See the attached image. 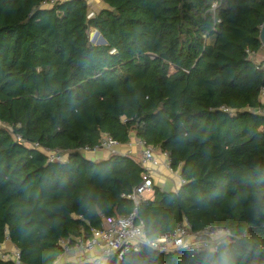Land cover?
<instances>
[{
	"label": "trees",
	"instance_id": "trees-1",
	"mask_svg": "<svg viewBox=\"0 0 264 264\" xmlns=\"http://www.w3.org/2000/svg\"><path fill=\"white\" fill-rule=\"evenodd\" d=\"M44 1L0 0V244L25 264H55L61 240L85 243L104 217L133 211L140 162L80 152L107 133L144 140L181 169L177 192L154 185L140 199L147 235L186 218L193 232L246 230L264 249V215L238 196L252 187L245 173H264V60L250 56L262 47L264 0H102L93 16L88 0ZM43 148L67 160L50 162ZM134 256L195 264L184 247L141 245Z\"/></svg>",
	"mask_w": 264,
	"mask_h": 264
},
{
	"label": "built area",
	"instance_id": "built-area-1",
	"mask_svg": "<svg viewBox=\"0 0 264 264\" xmlns=\"http://www.w3.org/2000/svg\"><path fill=\"white\" fill-rule=\"evenodd\" d=\"M65 1L66 0H45L42 5L43 7H49L55 5L56 3H62ZM216 7L217 3H214L213 9H215ZM89 15L93 16L94 12L91 11ZM92 37L93 35H91V40ZM253 54L250 55L251 58ZM222 109L224 111H232L230 108L225 106H223ZM262 113H264V109L262 110ZM18 139L20 140V137H18ZM121 145V143L111 138L107 133H104L98 146L94 148L86 147L81 149L80 152L83 154V156H85V154L87 155L90 152L104 149L109 155L120 154L129 156L131 158H136L131 149L122 150ZM139 145L142 148V156L138 158V161L145 171L142 174L141 183L134 187L132 192L127 195V197L132 199L135 204L133 211L127 215L104 217L103 226L98 229H93V236L90 239L86 240L85 243H82L83 247L86 250L97 247L101 249L100 253L111 252V259L115 258L118 263L123 260L120 259L121 255H126L127 250L132 246L130 242L134 239L135 229L138 225L143 223L141 220H138L139 201L141 198L146 197V195L152 193V189L154 186L153 172L154 168L159 165V162L155 156V150L158 148L148 145L144 140H139ZM42 150L47 154L48 160L50 162L67 160V153L58 150H47L44 148ZM162 153L168 158V154L166 152ZM202 232H193L187 219L184 218V220L180 224H178L173 232L162 234L158 237L160 243L158 244L157 250L173 251L183 248V241L193 235H198ZM60 243L64 248V251H67L71 247L69 245L68 239L61 240ZM0 259L5 262H10V264H25L21 260L20 250L12 243H10L9 240H6L5 242L0 244Z\"/></svg>",
	"mask_w": 264,
	"mask_h": 264
},
{
	"label": "clouds",
	"instance_id": "clouds-1",
	"mask_svg": "<svg viewBox=\"0 0 264 264\" xmlns=\"http://www.w3.org/2000/svg\"><path fill=\"white\" fill-rule=\"evenodd\" d=\"M241 182L252 187L238 193V196L251 198L253 214L259 219L264 215V173L256 166L245 173ZM130 243L132 246L127 250V255L122 254L120 259L125 264H137L134 254L141 251V245L154 251L160 240L147 235L141 223L135 229L134 239ZM182 245L195 257V264H257V258L264 251L255 238L247 235L246 230L225 228L206 229L189 237ZM111 256V252L94 253L90 256V264H111Z\"/></svg>",
	"mask_w": 264,
	"mask_h": 264
},
{
	"label": "crops",
	"instance_id": "crops-1",
	"mask_svg": "<svg viewBox=\"0 0 264 264\" xmlns=\"http://www.w3.org/2000/svg\"><path fill=\"white\" fill-rule=\"evenodd\" d=\"M90 2V9L93 12L99 9L105 8L107 5L102 0H88ZM98 7V10H95ZM95 10V11H94ZM254 62L259 63L264 60V47L252 55ZM261 101L264 104V90L261 95ZM122 150L131 149L135 155V159L139 160L142 156V148L139 145V140L134 136L129 144H122ZM109 156L106 150L100 149L89 154H85V157L91 160L106 159ZM155 156L159 162V165L154 168L153 179L154 185L160 187L164 191L177 192L181 187L183 180L181 177V169L174 171L169 167L168 158L159 150H155ZM152 196V193L146 195V197ZM11 243V242H10ZM100 248H93L86 250L82 244L72 245L67 251H64L60 255L55 264H89L90 256L94 253L99 254Z\"/></svg>",
	"mask_w": 264,
	"mask_h": 264
},
{
	"label": "water",
	"instance_id": "water-1",
	"mask_svg": "<svg viewBox=\"0 0 264 264\" xmlns=\"http://www.w3.org/2000/svg\"><path fill=\"white\" fill-rule=\"evenodd\" d=\"M259 38L260 41L262 43V47H264V22L262 23L261 27H260V33H259ZM92 41L96 42L98 44H105L106 40L104 39V37L100 34L99 31H96L95 34L92 37Z\"/></svg>",
	"mask_w": 264,
	"mask_h": 264
},
{
	"label": "rangeland",
	"instance_id": "rangeland-1",
	"mask_svg": "<svg viewBox=\"0 0 264 264\" xmlns=\"http://www.w3.org/2000/svg\"><path fill=\"white\" fill-rule=\"evenodd\" d=\"M99 8L98 7H96V9L95 10H98ZM94 10V11H95ZM91 11H93L92 9H91ZM95 34V31H92V33H91V35H94ZM210 229H215V228H210Z\"/></svg>",
	"mask_w": 264,
	"mask_h": 264
}]
</instances>
